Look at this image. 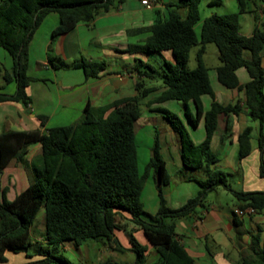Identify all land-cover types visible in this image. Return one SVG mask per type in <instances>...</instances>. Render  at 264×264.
Masks as SVG:
<instances>
[{
    "label": "trees",
    "instance_id": "16d2710c",
    "mask_svg": "<svg viewBox=\"0 0 264 264\" xmlns=\"http://www.w3.org/2000/svg\"><path fill=\"white\" fill-rule=\"evenodd\" d=\"M124 0H0V48L11 58L10 71L3 70L5 83L14 82L12 95L0 92V103L16 102L26 107L30 98L26 88L31 78L26 75V51L28 44L44 19L50 13L58 15V24L52 30V38L65 34L77 24L90 23L99 13L107 12ZM238 10L225 15H210L200 24L199 34L195 25L200 21V0H179L170 7L168 17L156 21L146 30L149 36L142 45L130 47V51L161 53L169 51L173 63H165L162 84L165 90L155 99L156 103L180 101L186 107L191 101L194 115H185L195 128L203 118L205 136L194 144L182 121L172 112L160 109L163 118L177 133L180 143V159L186 170H202L204 177L194 179L199 186L198 194L177 209L167 208L160 194L155 214L143 210L141 192L150 173L159 185L166 184L168 177L164 162L159 155L155 137L151 157L142 172L134 135V122L140 115L139 104L143 93L116 101L112 111L104 116V109L94 112L87 104L81 118L69 126L54 127L44 131L23 130L0 133V176L11 163L23 164L28 148L40 145V154L30 163L33 179L12 200H6L5 190H0V264H6L5 253L25 252L35 242L30 238V228L36 213L43 209L44 229L42 239L45 247L37 245L33 254L40 258L25 264H72L61 252L64 243L75 248L87 240L112 241L117 250L124 251L114 238L120 230L118 221L124 219L140 230L147 244L154 249V259L147 261L148 246L141 245L129 233L130 247L134 255L129 264H194L182 244L177 240L173 223L167 219H179L192 214L203 204L208 193L217 187L232 192L242 203L241 210L250 207L254 212L264 209V192H242L229 189L226 174L210 169L215 162L207 148L216 129L217 118L222 115H238L245 112L252 122L259 125L257 144L264 148V72L261 67V51L264 47V29L254 25L250 36L239 34V16L249 11L251 0H236ZM264 21V0H260ZM186 10L182 18L176 10ZM256 12L254 19L256 20ZM214 44L219 64L215 68L217 81L226 89L243 91L244 103L221 105L214 100L204 65L203 54L207 44ZM198 46L195 67L188 69L190 49ZM249 57L245 58L243 52ZM48 63L54 68L81 69L86 78H96L105 69L103 62H90L83 58L69 64L50 57ZM244 68L249 81L240 86L235 71ZM141 85L136 84V90ZM208 95L212 102L204 112L201 97ZM40 125L45 117L38 116ZM252 127L246 126L237 136V160L247 157L251 151ZM261 174L264 178L263 167ZM119 219V220H118ZM239 228V223H235ZM255 257L245 264H264V243L255 250ZM103 264H112L109 261ZM114 264V263H113Z\"/></svg>",
    "mask_w": 264,
    "mask_h": 264
},
{
    "label": "crops",
    "instance_id": "0c3cea01",
    "mask_svg": "<svg viewBox=\"0 0 264 264\" xmlns=\"http://www.w3.org/2000/svg\"><path fill=\"white\" fill-rule=\"evenodd\" d=\"M140 1L124 0L122 4L109 11L99 13L90 23H79L69 32L54 38H52L51 32L58 24V15L55 12L48 13L34 32L25 57L27 66L35 65L37 70H43L45 74L29 76L31 81L26 88V94L30 98V103L26 107L16 102H3L0 103V110L5 112L15 110L16 119L13 115L12 124L18 127L17 130L7 128L2 132L34 129L44 131L53 127L69 126L76 123L81 118L83 109L87 104L95 113L104 109L105 116L112 111L111 106L114 102L143 93L144 97L139 104L140 115L134 122L137 159L138 134L140 142H144V156L148 160L151 157V149L156 137L159 155L164 162V170L168 177L166 184L158 186L152 173H150L142 189L140 199L144 203L148 202V213L153 215L159 207L158 187L165 206L170 209H177L198 194L199 186L194 179L204 177L202 170L192 171L182 167L178 135L159 110L171 111L164 105L167 103L169 106L175 104L172 112L179 119H182L180 120L194 144L203 141L205 130L203 118L198 121L195 128L191 127L187 120L186 108L189 114L194 115V107L191 101L186 102V107L180 101L155 102V99L165 90L163 84H158L156 77L162 82V76L165 72L164 64L166 62L173 63L171 52L146 54L129 49L142 45L149 36L146 29L156 21L167 19L169 10L174 9L170 6L177 4L179 0H150L152 5L149 7L142 5ZM209 4H213V1H208ZM261 6L260 0H255L252 8L248 6L249 11L256 12V20L254 19V12L244 14H251L254 25L257 24L259 28L264 29V22L260 13ZM176 11L179 14L182 11V15L180 14L182 18L186 16V10ZM259 21L262 22L259 23ZM204 55L205 52L203 62L206 66ZM260 55L261 67L264 72V47ZM243 56L248 58L249 53L244 51ZM50 57L59 58L67 64L80 58L90 62H103L105 69L96 78H86L81 69L54 68L48 63ZM150 62L160 68L161 73L159 75H156ZM206 67L208 68L214 100L221 105L238 103L243 106V91L224 88L216 78L215 68L217 66ZM59 70L73 73L59 75ZM235 75L240 86L245 85L250 79L244 68L236 70ZM12 83L14 82L1 84L0 92L12 95L14 92H6L5 90V85ZM137 83L141 85L139 90H136ZM261 92L264 99V88ZM201 102L205 112L210 108L212 99L208 95H204L201 97ZM46 111L49 116H46ZM38 116L45 117L43 126L40 125ZM6 118L2 120L0 117V124L2 123L5 128L9 127ZM248 125L252 127L251 151L247 157L238 161L237 136ZM157 126L162 132L163 142L159 140ZM258 129V123L250 121L243 111L237 116L220 114L217 118L216 129L207 148L208 153L215 158L210 169L226 174L227 185L232 191L264 192V178L261 174L262 167L264 171V148L260 149L257 144ZM143 132H145L144 136L141 135ZM40 151V145L28 148L24 163L30 167L32 159L38 156ZM146 158L144 157V159ZM26 166L11 162L3 170L0 176V190H5L6 200H12L32 181L31 167L28 170ZM30 170L31 173L28 175L27 172ZM26 177L29 179L28 184L25 182ZM228 180L235 185V188L229 185ZM147 181H150L148 194H146L145 189ZM219 188L228 191L233 200L227 199L228 201L225 200V202L219 200ZM210 194H214L215 198L207 201ZM242 205L234 198L230 190L220 186L210 191L203 204L198 206L192 214L184 218L167 219L166 222L174 224L177 240L183 245L194 264H245L255 257L254 251L261 249L264 243V209L259 213L254 212L239 216L236 211L241 210ZM235 223H239L240 227L237 228ZM128 224L130 228L135 229L137 237L141 231L132 224ZM118 232L124 238L121 235V230L115 232L114 238L118 239ZM142 237L143 240L135 239L141 245L148 246L147 254L150 251L154 252V249L147 244L143 234ZM32 242L37 243L36 248H31L32 252L36 251L39 245L43 247L44 244L42 236L40 240L34 238ZM118 242L120 243L119 239ZM68 245L72 251L65 250ZM126 246H128L127 249L130 247L129 240H127ZM80 247L75 248L67 242L61 246V252L76 257L74 253ZM8 254L17 255L19 253L6 252V264H25L40 258L33 253L31 255L23 253L27 259L23 262L13 258L9 260Z\"/></svg>",
    "mask_w": 264,
    "mask_h": 264
},
{
    "label": "rangeland",
    "instance_id": "374dc122",
    "mask_svg": "<svg viewBox=\"0 0 264 264\" xmlns=\"http://www.w3.org/2000/svg\"><path fill=\"white\" fill-rule=\"evenodd\" d=\"M208 1H213V4L208 5ZM251 1L252 2L249 3V6L252 8L253 2L255 0H251ZM198 12H199L200 21L194 27L197 35L199 34L201 21L204 18L209 17L210 15H213V14L214 15H225V14L235 13V12H237V4H236L235 0H200L199 6H198ZM180 14L182 15V11H180ZM260 22H262V21H259V23ZM238 23H239V33L241 35L249 36L252 33V30L254 27V21H253V17L251 14H242L239 17ZM260 29H261V27H260ZM197 49H198V46H193L190 49L189 58H188V62H187L188 69H193L196 65L195 54H196ZM204 57H205L204 58L205 64L208 67H214V66H217L219 64L218 59H217V50H216V47L214 46V44L210 43V44L206 45V51H205ZM150 63L152 64V67L155 70L156 75H159L161 73L160 68L156 64H154L153 62H150ZM10 68H11V60H10L8 54L3 49L0 48V71H1L0 72V85L1 84L4 85V83H5L3 80V77H2L3 76V70L10 71ZM64 73H73V72H69V71L66 72L64 70L58 71L59 75H62ZM43 74H45L43 72V70H39V69L37 70V66H35V65L31 64V65H28L26 67V75H28V77L29 76L34 77L37 75L42 76ZM156 80H157L158 84H160V85L162 84L161 80L158 79L157 77H156ZM5 86H6L5 87L6 92H14L15 91V84L14 83L7 84ZM172 103H174V102H172ZM170 105L171 106H169V104L167 103L164 105V107L170 108V110H171L170 112H172L175 104H170ZM31 114H34V113H31ZM46 114H47L46 116H49V113L47 111H46ZM13 115H15L14 117L16 119V111L15 110H7L6 112L4 110H0V117L2 118V120H4L7 117L6 118L7 123L9 124L8 125L9 127L5 128L4 125L1 123L0 124V132H2L3 130H6L7 128H9L10 130H17L18 127H16L15 125L12 124ZM137 129H136V131H137ZM156 130L158 131L159 136H160L159 140H161V142H163L162 141V132L160 131V127L157 126ZM141 135L144 136L145 132L141 133ZM139 137L140 136L138 134V137H137V142H138V170H139V172H142L148 159L146 158V156H144L145 155L144 142H140ZM144 157L146 159H144ZM24 165L26 166L27 164L23 163L22 166H24ZM26 167L28 168V170L30 169L29 165H27ZM30 173H31V170L27 172L28 175ZM25 182H26V184H28V182H29V179L27 177L25 178ZM149 183H150V181L149 182L147 181V183H146L147 184L146 188H145L146 194H148V191H149L148 190ZM228 183L230 186L235 188V185L230 180H228ZM218 193H219L218 198L221 201L225 202V200H227V199H229L230 201L233 200L232 197L230 196V194L228 193V191H225L222 188H219ZM213 198H215V195L210 194L207 198V201H210ZM141 203H142L143 210L148 213L149 212L148 211L149 210L148 209L149 208L148 202L146 201L144 203L141 200ZM43 217H44L43 209H40L36 213L35 218H34L33 223H32V226L30 228V238L32 241H34V238H37L40 240L41 236L43 235V229H44ZM128 223L129 222H127L124 219H120L118 221V225H119L118 227L122 231L123 234L121 233V235H123L124 238H122V236H120L119 232L117 233L119 235V236H117V238L119 239L120 243L122 244L124 251L117 250L116 245L112 241H107L105 239H98V240H87L86 242H84L81 245V247L78 250H76V252L74 253L76 257H73V255H70V254L65 253V252H62V254L64 256H66L67 259L72 264H103L107 261H109L112 264L113 263L114 264H129V263L133 262V260H134V255L131 252H128L126 250L128 247V246H126V242H127V240H129L128 239L129 233H132L134 238H137V239L139 238L140 240H143V237H142L141 232H139V234L136 237L135 229L130 228ZM118 239H116V240L118 241ZM43 247H45L44 244H43ZM65 250L66 251H68V250L72 251V248L68 245L65 248ZM23 253H25V252H19V254H17V255L8 254V259L11 260L13 258L14 260H20V261L22 260L24 262L27 259ZM27 254L31 255L32 251L28 250ZM154 256H155V253L153 251H150V253L147 254V261L151 263L154 259ZM33 258H35V256Z\"/></svg>",
    "mask_w": 264,
    "mask_h": 264
},
{
    "label": "built area",
    "instance_id": "2783aa9c",
    "mask_svg": "<svg viewBox=\"0 0 264 264\" xmlns=\"http://www.w3.org/2000/svg\"><path fill=\"white\" fill-rule=\"evenodd\" d=\"M140 3L144 6H147L149 7L150 5H152L151 1L150 0H141ZM254 213V210L250 207H247L243 210H238L236 211V214L239 215V216H243L245 214H253Z\"/></svg>",
    "mask_w": 264,
    "mask_h": 264
}]
</instances>
